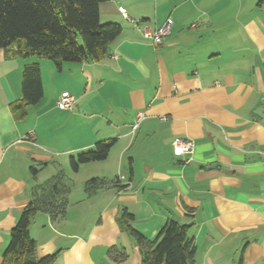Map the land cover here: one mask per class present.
I'll return each mask as SVG.
<instances>
[{"label": "crops", "instance_id": "crops-1", "mask_svg": "<svg viewBox=\"0 0 264 264\" xmlns=\"http://www.w3.org/2000/svg\"><path fill=\"white\" fill-rule=\"evenodd\" d=\"M99 8L102 23L122 26L109 55L61 70L40 60L44 96L24 117L12 103L22 98L24 66L38 59L0 49V264L34 188L60 170L72 182L69 206L61 220L35 215L38 258L141 264L140 246L118 221L127 208L151 240L168 219L191 224L193 264H264V0H108ZM121 8L153 29L171 19V33L154 43ZM63 92L77 98L73 109L58 107ZM177 137L194 142L188 162L174 153ZM113 139L105 160L72 171V155ZM91 177L118 182L88 195ZM113 246L126 259L111 256Z\"/></svg>", "mask_w": 264, "mask_h": 264}, {"label": "trees", "instance_id": "trees-1", "mask_svg": "<svg viewBox=\"0 0 264 264\" xmlns=\"http://www.w3.org/2000/svg\"><path fill=\"white\" fill-rule=\"evenodd\" d=\"M104 1L108 0H0V49L9 57L38 59L23 68L22 98L12 103L18 117H24L27 108L44 96L40 60L52 61L61 70L66 62L101 61L109 55L113 41L122 33V26L101 22L99 7ZM115 141H99L93 148L72 155V171H79L82 164L105 160ZM31 170L35 174L38 168L32 166ZM117 182L92 177L86 181L85 191L91 195ZM71 189L72 182L63 170L34 188L33 198L11 230L1 264L54 263L58 252L41 258L36 256V241L30 234V225L39 211L47 212L54 221L65 218ZM133 219V213L124 208L118 221L140 246L141 264L194 263L197 246L190 232L191 224L168 219L151 240L133 226ZM109 254L119 261L127 257L116 246L109 249Z\"/></svg>", "mask_w": 264, "mask_h": 264}, {"label": "built area", "instance_id": "built-area-1", "mask_svg": "<svg viewBox=\"0 0 264 264\" xmlns=\"http://www.w3.org/2000/svg\"><path fill=\"white\" fill-rule=\"evenodd\" d=\"M122 15L131 20L133 24L138 28V30L144 35V37L151 39L154 43H161L166 36L171 33V27L173 21L171 19L167 20L164 25L157 29H153L147 24L140 23L137 20L131 19L128 12L124 8L120 9ZM77 102V98L69 93L63 92L58 101V107L63 110H71L74 108ZM145 118V112L139 111L133 128L136 130L141 121ZM174 153L184 159L185 162L190 160V155L194 149V142L189 138L177 137L173 140ZM259 154L264 155V150H259ZM124 176H120V179Z\"/></svg>", "mask_w": 264, "mask_h": 264}, {"label": "rangeland", "instance_id": "rangeland-1", "mask_svg": "<svg viewBox=\"0 0 264 264\" xmlns=\"http://www.w3.org/2000/svg\"><path fill=\"white\" fill-rule=\"evenodd\" d=\"M71 167V166H70ZM84 177V174L82 175V177H79V179H78V186H81V180H82V178ZM92 178V177H91ZM91 178H89V179H91ZM101 178H104V177H101ZM88 179V180H89ZM87 181V180H86ZM86 181L84 182V187H85V183H86Z\"/></svg>", "mask_w": 264, "mask_h": 264}]
</instances>
